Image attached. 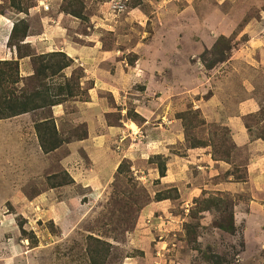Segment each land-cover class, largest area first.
<instances>
[{
  "label": "rangeland",
  "instance_id": "obj_1",
  "mask_svg": "<svg viewBox=\"0 0 264 264\" xmlns=\"http://www.w3.org/2000/svg\"><path fill=\"white\" fill-rule=\"evenodd\" d=\"M9 10L0 103L49 88L60 111L0 119V264H264V0ZM57 52L68 66L37 74Z\"/></svg>",
  "mask_w": 264,
  "mask_h": 264
},
{
  "label": "crops",
  "instance_id": "obj_2",
  "mask_svg": "<svg viewBox=\"0 0 264 264\" xmlns=\"http://www.w3.org/2000/svg\"><path fill=\"white\" fill-rule=\"evenodd\" d=\"M9 14H13L12 15V19L10 18V19H8L7 18V16H9ZM20 14L21 13H12L10 10L9 11H7L6 13H5V15H0V54H4V55H6V52L8 51V54L9 55H12V53H11V49H9L8 47H7V42H8V40H9V38H10V30H11V28H10V25L13 23H15V22H17V21H19V20H21L22 18H20L21 16H20ZM6 20V21H9V24L7 25L6 24V22L4 21V20ZM7 25V26H6ZM2 27V28H1ZM229 26H227L226 28H228ZM24 40V39H23ZM23 43H28L29 45H31V42H29L28 40H24V42ZM6 45V46H5ZM3 46H5V49L3 48ZM28 57H21V58H18V57H16V59H17V61L18 62H21V68H23V66L24 65H28V59H27ZM29 67V66H28ZM30 69V68H29ZM28 73H26V75H27ZM244 99H242L241 101H239L238 103H237V106H236V112H237V114H240V115H242V116H245V115H250V114H252V113H255L258 109H259V105L257 104V102H256V100L255 99H247V100H245V101H243ZM60 106H54V107H52V113H53V115L55 116V115H58L59 114V111H60V108H59ZM234 109V108H233ZM234 109V110H235ZM26 115L27 114H23V115H20V116H17V117H15V119H24V118H22V117H26ZM29 115V114H28ZM229 116V115H228ZM227 116V117H228ZM233 119H235V121H238V122H241L240 121V119L239 118H236V117H234ZM235 121H229L228 123H227V125H229V128L230 129H232V133H233V130L234 129H236V130H238V132H235V133H233L234 135H235V137L234 138H236V136H240L241 138H244V136H245V134H243V132L241 131V129H240V126H238V123H236ZM34 132H32V130H30L29 131V137L32 139V137H33V139L34 140H36L37 139V137H36V132H35V130H33ZM245 138L246 139H242V140H244L245 141V143L247 142L248 144L250 143L249 142V140H248V138H247V135L245 136ZM244 143V144H245ZM253 146H258V143L257 144H253L252 145V147ZM61 146H59L58 148H60ZM57 148V149H58ZM23 150H25L26 148H22ZM57 149H55V150H57ZM69 149V148H68ZM76 149H77V146L76 145H73L72 146V148H70L69 149V151H70V156L69 157H67V158H63L62 160H63V162H62V164L65 166V164L68 162V161H73L74 159H77V157H76ZM54 150V151H55ZM51 152H53V151H51ZM46 155H51L50 154V152H48ZM256 161V160H255ZM67 167H68V164L65 166V168L67 169ZM72 167H74L73 165H71L69 168H72ZM227 167H228V165H227ZM264 170V166H262V167H259L258 166V164H257V167H256V170H253L252 172H251V175L255 172V174L256 175H258V176H263V174H261V172ZM261 171V172H260ZM259 173V174H258ZM80 179H82V178H80ZM82 184V183H81Z\"/></svg>",
  "mask_w": 264,
  "mask_h": 264
},
{
  "label": "trees",
  "instance_id": "obj_3",
  "mask_svg": "<svg viewBox=\"0 0 264 264\" xmlns=\"http://www.w3.org/2000/svg\"><path fill=\"white\" fill-rule=\"evenodd\" d=\"M56 57L62 59L61 63L59 64L58 61H55L54 63H50L48 65H42L41 68L39 67L38 70H36L37 74L42 75L45 77V71L50 70L53 73H61V71L66 68L68 65L67 63H64V59L66 57L61 52H57ZM13 63V62H12ZM64 63V64H63ZM2 65L7 66L8 62L0 63ZM14 64V63H13ZM62 64V65H61ZM9 71L0 70V78L4 80L6 77L9 80L10 78L7 76L6 73ZM29 97V96H28ZM55 95H51L49 88H46L44 91H38L37 93L31 95L27 101V98H23L24 102H19L18 105H10L5 106L6 104L0 103V119H6L14 116H18L24 113L33 112L38 109H43L45 107L51 108L52 106H55L59 103L56 102V98H54ZM14 107V108H13ZM48 120H45L43 123H47ZM41 148L45 153L51 152L58 148V146H52L50 148H46L45 144L41 140Z\"/></svg>",
  "mask_w": 264,
  "mask_h": 264
},
{
  "label": "clouds",
  "instance_id": "obj_4",
  "mask_svg": "<svg viewBox=\"0 0 264 264\" xmlns=\"http://www.w3.org/2000/svg\"><path fill=\"white\" fill-rule=\"evenodd\" d=\"M11 27H13V26H11ZM11 30H12V28H11Z\"/></svg>",
  "mask_w": 264,
  "mask_h": 264
}]
</instances>
